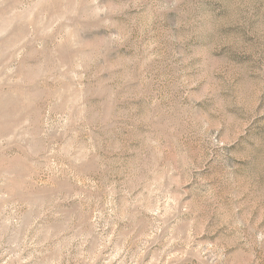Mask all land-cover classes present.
Returning <instances> with one entry per match:
<instances>
[{
  "label": "rangeland",
  "instance_id": "374dc122",
  "mask_svg": "<svg viewBox=\"0 0 264 264\" xmlns=\"http://www.w3.org/2000/svg\"><path fill=\"white\" fill-rule=\"evenodd\" d=\"M0 264H264V0H0Z\"/></svg>",
  "mask_w": 264,
  "mask_h": 264
}]
</instances>
